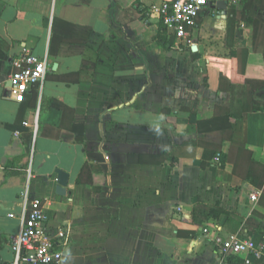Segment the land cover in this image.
<instances>
[{
	"label": "crops",
	"instance_id": "1",
	"mask_svg": "<svg viewBox=\"0 0 264 264\" xmlns=\"http://www.w3.org/2000/svg\"><path fill=\"white\" fill-rule=\"evenodd\" d=\"M163 2L0 0V264L14 260L25 194L42 198L51 232L68 235L58 264H237L218 240L264 244V187L244 178L247 153L224 139L231 130L264 165V111L249 109L264 104V86L250 87L264 81V0L208 4L196 51L167 34L173 51L184 47L176 57L155 41ZM25 52L49 65L18 102L7 83ZM218 105L229 120H213ZM57 167L69 174L63 195ZM198 200L228 213L194 218Z\"/></svg>",
	"mask_w": 264,
	"mask_h": 264
},
{
	"label": "built area",
	"instance_id": "2",
	"mask_svg": "<svg viewBox=\"0 0 264 264\" xmlns=\"http://www.w3.org/2000/svg\"><path fill=\"white\" fill-rule=\"evenodd\" d=\"M220 0H164L159 9L160 19L166 27L167 34L175 46H193L191 27L197 25V19L208 4L216 5ZM228 3L242 0H223ZM13 73L9 77L10 97L18 102L24 101L32 87L41 84L48 70L47 57L25 52L12 61ZM16 135H19L16 132ZM220 163L221 155L214 157ZM260 191L252 195L258 199ZM25 206L22 213V227L19 233L11 236L14 260L10 264H58L64 256V248L68 243L65 229L51 232L46 225L47 215L41 197H30L25 194ZM178 210L182 208L177 207ZM12 215V214H11ZM219 245L224 255H238L239 264H254L257 260L264 261V244L252 238L232 234L220 239Z\"/></svg>",
	"mask_w": 264,
	"mask_h": 264
},
{
	"label": "trees",
	"instance_id": "3",
	"mask_svg": "<svg viewBox=\"0 0 264 264\" xmlns=\"http://www.w3.org/2000/svg\"><path fill=\"white\" fill-rule=\"evenodd\" d=\"M202 22V18L201 16L198 17L197 19V25L194 26V27H191V34H192V38L194 39V41H197L198 40V36H199V27H200V24ZM155 41L161 45L163 48L167 49L168 50V53L170 54V56L172 57H176L178 56V54L184 50V47H181L180 49H176L175 51H173V43L167 39V31H166V27L163 25V23H161V27H160V30L158 32V34L155 36ZM170 45V46H169ZM233 57H237L238 58V61L241 62V61H244L245 64H247L248 62V58H247V55L248 54H232ZM211 61V60H210ZM228 81L226 79V77L223 75V73L221 74L220 76V85H219V90L220 91H227L230 89L231 87V82L229 81L228 84H226L225 82ZM250 80H247V83H251L249 82ZM204 84L207 85V81L205 80L204 81ZM264 86V81H261V82H257V84H251L250 87L255 89V88H260ZM215 108V113H214V117H213V120L214 118L215 119H220V118H226L227 120L230 119L231 117V111L228 107H224V106H221V105H218ZM250 110H263L264 111V104L263 106L258 103V102H254L250 105L249 107ZM53 111V110H52ZM53 113H55V111H53ZM46 120H48L47 118H45V115H43V113L41 114V117H40V121H39V124L41 126V124H43V122H45ZM224 139L225 140H229L231 145L232 146H236L240 149V151H242L243 153H247L248 157H249V161H250V165L247 169V173L244 175V178L252 183L253 185L259 187V188H262L264 187V165L258 161H256L255 159H253L252 157V152L247 150L245 145L241 142H238L236 140H234L233 138V133L232 131L230 130H227V129H224ZM32 139H33V133L31 130H27L26 131V135H23V140H24V143H31L32 142ZM214 153V155L220 153L221 155V161H220V165L223 166L227 160V156L224 152H221L219 150H215V151H211ZM167 153L166 152H162L161 154L159 155H154L153 156V159L154 161H157L159 163H164V161L166 160L167 158ZM206 155H207V152H206ZM143 160V158H142ZM16 159L10 161L8 163V165L6 166V168H10L12 167L13 165H15V162ZM236 171L237 170V165H236ZM89 173V170H88V166L87 165H84L82 171H81V174L78 178V182H81L82 180V177L83 175ZM200 212V213H203L205 216H207L208 218H218L220 215L222 214H227L228 212L226 210H224L223 208H221L219 205H206L204 203H202L201 201H197L196 203V207L194 208V212H193V216L194 218L197 216V213ZM251 222V221H250ZM235 261L237 264L240 263V258H237L235 255H232V256H229L228 259H227V262L229 261Z\"/></svg>",
	"mask_w": 264,
	"mask_h": 264
},
{
	"label": "water",
	"instance_id": "4",
	"mask_svg": "<svg viewBox=\"0 0 264 264\" xmlns=\"http://www.w3.org/2000/svg\"><path fill=\"white\" fill-rule=\"evenodd\" d=\"M216 6L218 9H226L228 4L226 3V1L220 0L216 3ZM192 50L196 51L197 46L193 45ZM7 84L10 85L11 83L8 81ZM55 173L57 174V182H58L57 193L63 195L65 194L64 190L68 185L69 174L59 167L55 169Z\"/></svg>",
	"mask_w": 264,
	"mask_h": 264
}]
</instances>
